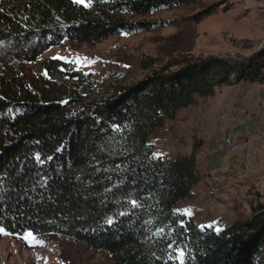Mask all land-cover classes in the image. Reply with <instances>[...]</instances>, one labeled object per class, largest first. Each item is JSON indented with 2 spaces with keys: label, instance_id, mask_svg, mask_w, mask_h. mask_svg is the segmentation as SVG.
<instances>
[{
  "label": "trees",
  "instance_id": "trees-1",
  "mask_svg": "<svg viewBox=\"0 0 264 264\" xmlns=\"http://www.w3.org/2000/svg\"><path fill=\"white\" fill-rule=\"evenodd\" d=\"M210 0L0 1V228L23 237L55 235L110 256L114 264H264V206L219 229L180 208L201 182L198 149L157 156L150 138L180 111L243 82L264 83V50L250 58L172 61L97 101L47 85L28 94L16 64L63 44H103L156 30L147 17ZM218 1V0H216ZM223 1V0H219ZM215 9H210V16ZM49 76L81 86L89 77L55 59ZM133 201L137 206H133Z\"/></svg>",
  "mask_w": 264,
  "mask_h": 264
},
{
  "label": "rangeland",
  "instance_id": "rangeland-1",
  "mask_svg": "<svg viewBox=\"0 0 264 264\" xmlns=\"http://www.w3.org/2000/svg\"><path fill=\"white\" fill-rule=\"evenodd\" d=\"M92 1L86 0L85 7ZM210 9L215 12L205 16ZM114 18L154 23L156 30L123 33L99 45L66 43L37 62L16 64L28 94L35 96L47 85L66 97L97 101L173 60H242L264 50V0H210L147 17L119 14ZM50 59L88 75L81 84L93 83L89 96L81 86L49 76L42 63ZM0 80L6 81V76ZM240 112L244 114L239 119ZM256 136L261 141L254 158L250 141L256 142ZM228 138L240 146L235 154L222 150ZM150 144L157 154L170 157L187 149L190 153L194 145L199 147L201 182L194 189V198L180 208L200 226L227 228L249 218L259 205L264 206V83L243 82L218 89L214 97L198 98L175 120L166 121L165 127L150 138ZM24 237L0 233V264H114L107 254L73 239L34 236L43 245L32 246Z\"/></svg>",
  "mask_w": 264,
  "mask_h": 264
},
{
  "label": "snow or ice",
  "instance_id": "snow-or-ice-1",
  "mask_svg": "<svg viewBox=\"0 0 264 264\" xmlns=\"http://www.w3.org/2000/svg\"><path fill=\"white\" fill-rule=\"evenodd\" d=\"M75 3H80V4H84V6H87L86 0H74ZM133 206H137V202L133 201ZM190 214V213H189ZM0 233L7 235L8 233L3 229L0 228ZM24 239L30 243V245L32 246H42L43 245V241H38L35 239L34 234L31 232H28ZM178 259L180 264H185V257H184V252L181 250L178 253Z\"/></svg>",
  "mask_w": 264,
  "mask_h": 264
},
{
  "label": "bare ground",
  "instance_id": "bare-ground-1",
  "mask_svg": "<svg viewBox=\"0 0 264 264\" xmlns=\"http://www.w3.org/2000/svg\"><path fill=\"white\" fill-rule=\"evenodd\" d=\"M243 113L242 112H240L238 115H239V119L241 118V117H243V115H242ZM253 136V135H252ZM251 143H252V145H253V148L255 149L253 152V155H254V158H255V156L258 154V152H259V148H260V144L258 143V149H257V140H256V142H254V141H250ZM250 143V144H251ZM263 146V145H262ZM224 150L228 153V154H234V149H235V151L237 152L238 151V149L240 148V146H239V144L238 143H236L235 141H233L231 138H228V139H226L225 140V144H224ZM202 155H205L204 153H202ZM252 155V156H253ZM212 177H215V175H212Z\"/></svg>",
  "mask_w": 264,
  "mask_h": 264
},
{
  "label": "crops",
  "instance_id": "crops-1",
  "mask_svg": "<svg viewBox=\"0 0 264 264\" xmlns=\"http://www.w3.org/2000/svg\"><path fill=\"white\" fill-rule=\"evenodd\" d=\"M164 127H165V126H164ZM164 127H163V128H164ZM186 142H188V141H186ZM188 147H189V143H188V146H187V148H188ZM155 152H156V151H155ZM187 152H188V149H187ZM187 152H186V153H184V154H180V155H186V154H190V153L192 152V150H191V152H190V153H187ZM156 155H157V156H166V155L157 154V153H156ZM176 156H179V155H176ZM176 156H174V157H176ZM166 157L173 158V157H170V156H166ZM199 171H200V173H201V169H200V168H199ZM195 222H196V221H195ZM196 223H197V222H196Z\"/></svg>",
  "mask_w": 264,
  "mask_h": 264
},
{
  "label": "built area",
  "instance_id": "built-area-1",
  "mask_svg": "<svg viewBox=\"0 0 264 264\" xmlns=\"http://www.w3.org/2000/svg\"><path fill=\"white\" fill-rule=\"evenodd\" d=\"M244 114V113H243ZM257 138V149H258V142L261 141V140H258V136H256ZM222 150H224V148L222 147ZM225 151V150H224ZM236 153L235 149H234V154Z\"/></svg>",
  "mask_w": 264,
  "mask_h": 264
}]
</instances>
